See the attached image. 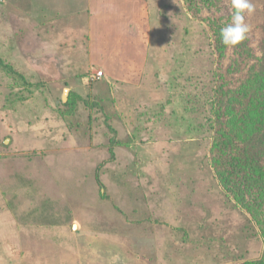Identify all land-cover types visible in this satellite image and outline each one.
I'll return each mask as SVG.
<instances>
[{"label": "rangeland", "instance_id": "374dc122", "mask_svg": "<svg viewBox=\"0 0 264 264\" xmlns=\"http://www.w3.org/2000/svg\"><path fill=\"white\" fill-rule=\"evenodd\" d=\"M251 2L219 58L231 0H0V264L261 257L264 184L225 188L209 153L221 85L225 129L264 168Z\"/></svg>", "mask_w": 264, "mask_h": 264}, {"label": "trees", "instance_id": "16d2710c", "mask_svg": "<svg viewBox=\"0 0 264 264\" xmlns=\"http://www.w3.org/2000/svg\"><path fill=\"white\" fill-rule=\"evenodd\" d=\"M186 1L187 8L193 15H196L192 7V0ZM213 34L215 49L220 58L223 56L225 46L221 43L220 30H215ZM217 91L218 93L215 99V117L212 122L213 138L209 153L213 167L222 175V185L227 189H240L242 186H245L246 181L250 178H255L256 182L264 184V168L259 165L256 160L239 152L235 139L228 130L225 129L220 107V98L223 94L221 85ZM249 264H264V251L260 258Z\"/></svg>", "mask_w": 264, "mask_h": 264}, {"label": "clouds", "instance_id": "9594fccd", "mask_svg": "<svg viewBox=\"0 0 264 264\" xmlns=\"http://www.w3.org/2000/svg\"><path fill=\"white\" fill-rule=\"evenodd\" d=\"M231 6L230 22L220 29V39L225 47L235 48L248 39L251 28L245 17L254 13L255 7L251 0H231Z\"/></svg>", "mask_w": 264, "mask_h": 264}, {"label": "built area", "instance_id": "2783aa9c", "mask_svg": "<svg viewBox=\"0 0 264 264\" xmlns=\"http://www.w3.org/2000/svg\"><path fill=\"white\" fill-rule=\"evenodd\" d=\"M102 73H103L102 71H99V72L97 73V75H98L97 78H99V77L102 75Z\"/></svg>", "mask_w": 264, "mask_h": 264}]
</instances>
